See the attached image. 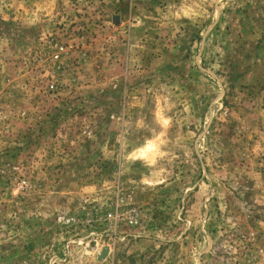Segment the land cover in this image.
<instances>
[{
    "label": "rangeland",
    "instance_id": "obj_1",
    "mask_svg": "<svg viewBox=\"0 0 264 264\" xmlns=\"http://www.w3.org/2000/svg\"><path fill=\"white\" fill-rule=\"evenodd\" d=\"M0 264H264V0H0Z\"/></svg>",
    "mask_w": 264,
    "mask_h": 264
},
{
    "label": "water",
    "instance_id": "obj_2",
    "mask_svg": "<svg viewBox=\"0 0 264 264\" xmlns=\"http://www.w3.org/2000/svg\"><path fill=\"white\" fill-rule=\"evenodd\" d=\"M108 253V248L107 247H104L101 251H100V254H99V259H103Z\"/></svg>",
    "mask_w": 264,
    "mask_h": 264
}]
</instances>
